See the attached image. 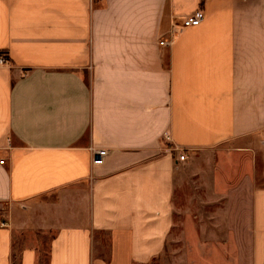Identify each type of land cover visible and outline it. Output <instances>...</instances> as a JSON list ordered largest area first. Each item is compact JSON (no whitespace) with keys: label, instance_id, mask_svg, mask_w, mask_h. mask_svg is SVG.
<instances>
[{"label":"crops","instance_id":"crops-1","mask_svg":"<svg viewBox=\"0 0 264 264\" xmlns=\"http://www.w3.org/2000/svg\"><path fill=\"white\" fill-rule=\"evenodd\" d=\"M0 53V264H264V0H0Z\"/></svg>","mask_w":264,"mask_h":264},{"label":"rangeland","instance_id":"rangeland-1","mask_svg":"<svg viewBox=\"0 0 264 264\" xmlns=\"http://www.w3.org/2000/svg\"><path fill=\"white\" fill-rule=\"evenodd\" d=\"M263 166L264 164L261 161V155L260 153H258L257 171L259 173L260 171L262 172ZM260 184L264 185V178ZM33 236L35 240L37 241V245L40 248V254L38 256L39 257L38 264H46L47 263V249L51 241V238L53 237V233H50V232L49 233H39V234L36 233ZM194 245L195 243L186 241L182 238L179 239L177 235H174V237L165 245L164 250L159 255L141 264H193L190 260V255H191V249L194 248Z\"/></svg>","mask_w":264,"mask_h":264},{"label":"built area","instance_id":"built-area-1","mask_svg":"<svg viewBox=\"0 0 264 264\" xmlns=\"http://www.w3.org/2000/svg\"><path fill=\"white\" fill-rule=\"evenodd\" d=\"M204 19V13L203 10L198 9L196 10L194 13L186 16L183 18L182 20V28H192V27H197L201 24V22ZM159 45L161 47L167 46L169 45V43L165 42V41H160ZM7 64V59L5 56L0 55V66H3ZM167 141L169 140L168 136L165 135L164 137ZM90 155H91V165L92 166H100L101 164H103L106 156H107V151L103 150V149H94V148H90ZM180 155H179V161H183L185 158V152L184 151H179ZM4 163V161H0V164L2 165ZM3 226V225H2Z\"/></svg>","mask_w":264,"mask_h":264},{"label":"trees","instance_id":"trees-1","mask_svg":"<svg viewBox=\"0 0 264 264\" xmlns=\"http://www.w3.org/2000/svg\"><path fill=\"white\" fill-rule=\"evenodd\" d=\"M5 53H0V55H4Z\"/></svg>","mask_w":264,"mask_h":264}]
</instances>
